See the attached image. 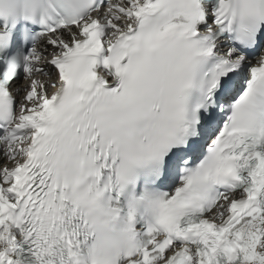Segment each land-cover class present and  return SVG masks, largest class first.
<instances>
[{
  "label": "snow or ice",
  "instance_id": "snow-or-ice-1",
  "mask_svg": "<svg viewBox=\"0 0 264 264\" xmlns=\"http://www.w3.org/2000/svg\"><path fill=\"white\" fill-rule=\"evenodd\" d=\"M0 264H264V0H0Z\"/></svg>",
  "mask_w": 264,
  "mask_h": 264
}]
</instances>
